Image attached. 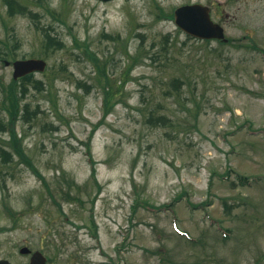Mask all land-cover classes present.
I'll use <instances>...</instances> for the list:
<instances>
[{"label": "rangeland", "instance_id": "1", "mask_svg": "<svg viewBox=\"0 0 264 264\" xmlns=\"http://www.w3.org/2000/svg\"><path fill=\"white\" fill-rule=\"evenodd\" d=\"M19 1L40 14L9 16L0 0V48L46 61L32 73L45 88L21 102L36 115L16 123L44 180L0 161V258L28 264L25 245L46 264H264V0ZM193 2L225 41L165 18ZM42 26L64 46L46 50ZM88 50L120 85L104 116Z\"/></svg>", "mask_w": 264, "mask_h": 264}, {"label": "trees", "instance_id": "2", "mask_svg": "<svg viewBox=\"0 0 264 264\" xmlns=\"http://www.w3.org/2000/svg\"><path fill=\"white\" fill-rule=\"evenodd\" d=\"M44 1L45 0H37L33 2L31 0L32 3H35L39 6H42V3ZM3 3L6 6V13L9 16H13L16 13H19V14L28 15L29 17L32 18V17H37L40 14L39 12L30 9L28 5L20 2L19 0H3ZM45 3H46V7H45L46 12L49 13V15L54 14L56 10L55 9L49 10V8L47 7L49 3L48 2ZM160 16H163L162 13ZM164 16L167 19L168 18L171 19L172 13L165 14ZM47 27L51 28L52 26L48 25ZM46 30L47 29H43L42 26V36L44 37L42 40V45L46 50L64 46V42L57 36L56 33L54 32L52 33L49 30L48 31ZM187 38H191V37L187 36ZM74 41L76 44H78L75 38ZM3 50L2 48H0V61L2 59H5L6 57L14 58L13 54L10 56L11 53L7 49H3ZM259 50L264 54V49H259ZM124 52H126V50ZM86 53L87 56L92 61V67L95 71V75L93 77V82L90 85H88V87L85 88L88 91L89 89L92 88V86H95L103 91L102 107L104 109V112L102 116H104L112 109L114 104V100L112 99L114 98L116 93L119 92L120 85H118L117 83L118 80L116 79L114 80L110 77V73L107 69V63H105V61L99 62L98 56L93 51L88 50ZM128 56L131 58L130 66L136 64L139 57L137 55H129V54ZM124 81L125 80L123 79L122 84ZM31 87L35 88L36 90H41L45 88V85H43L40 80L35 79L32 73L22 76L18 79L12 78L10 82L7 84H4L0 79V107L5 111L7 116L6 119L5 116L4 118L0 117V130L7 132V139H3L2 144H0V161L2 163H6L7 161L13 160L14 157L17 156L20 162L24 163L27 167H29L32 170V172L36 176H38L41 180H44L43 176L38 171L35 163L30 158V155L24 150L22 138L16 130V123L20 118L23 120L25 118L29 119V116L27 117V115L28 114L30 116L31 115L33 116V114L36 115V112L38 110V108H36L35 110H30L28 107L29 106L28 103L21 104L22 100L25 98L26 94L30 91ZM165 120L166 117L161 115L155 117L154 122H164ZM89 150H90V145L88 144L87 141L86 154L88 156V160L91 168L92 179L96 183L95 167H94L95 163L91 158V154ZM239 179L241 183H246L250 178L239 176ZM69 197L73 198L71 196ZM178 198H180V196ZM188 204L192 205V203L189 201ZM149 206L158 209L170 208V204H163L160 206H154V205H149Z\"/></svg>", "mask_w": 264, "mask_h": 264}, {"label": "water", "instance_id": "3", "mask_svg": "<svg viewBox=\"0 0 264 264\" xmlns=\"http://www.w3.org/2000/svg\"><path fill=\"white\" fill-rule=\"evenodd\" d=\"M176 25L191 36L201 39L216 38L225 41L223 28L210 17V8L201 3H190L176 7L173 11ZM5 61V64H8ZM46 61L38 57L15 59L12 61V76L14 79L34 71H43ZM21 253H28L26 246L20 248ZM46 257L39 250L31 253L28 264H45ZM0 264H12L8 259L0 258Z\"/></svg>", "mask_w": 264, "mask_h": 264}]
</instances>
